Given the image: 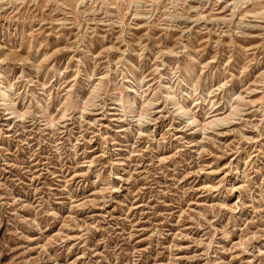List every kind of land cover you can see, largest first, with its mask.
I'll return each instance as SVG.
<instances>
[{
	"label": "rangeland",
	"instance_id": "obj_1",
	"mask_svg": "<svg viewBox=\"0 0 264 264\" xmlns=\"http://www.w3.org/2000/svg\"><path fill=\"white\" fill-rule=\"evenodd\" d=\"M0 264H264V0H0Z\"/></svg>",
	"mask_w": 264,
	"mask_h": 264
},
{
	"label": "bare ground",
	"instance_id": "obj_2",
	"mask_svg": "<svg viewBox=\"0 0 264 264\" xmlns=\"http://www.w3.org/2000/svg\"><path fill=\"white\" fill-rule=\"evenodd\" d=\"M1 95H2V98L6 97V90L5 89L2 91Z\"/></svg>",
	"mask_w": 264,
	"mask_h": 264
}]
</instances>
